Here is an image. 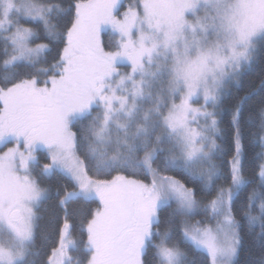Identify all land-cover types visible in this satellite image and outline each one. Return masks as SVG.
I'll list each match as a JSON object with an SVG mask.
<instances>
[{"label": "snow or ice", "instance_id": "snow-or-ice-1", "mask_svg": "<svg viewBox=\"0 0 264 264\" xmlns=\"http://www.w3.org/2000/svg\"><path fill=\"white\" fill-rule=\"evenodd\" d=\"M0 264H264V0H0Z\"/></svg>", "mask_w": 264, "mask_h": 264}, {"label": "trees", "instance_id": "trees-1", "mask_svg": "<svg viewBox=\"0 0 264 264\" xmlns=\"http://www.w3.org/2000/svg\"><path fill=\"white\" fill-rule=\"evenodd\" d=\"M259 72V66H257V68H256V72L255 73H253V75H252V79H255L256 78V74ZM247 79L248 78H246V81H247ZM247 256H248V253L247 252H245L244 253V258H247Z\"/></svg>", "mask_w": 264, "mask_h": 264}]
</instances>
